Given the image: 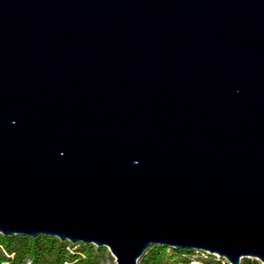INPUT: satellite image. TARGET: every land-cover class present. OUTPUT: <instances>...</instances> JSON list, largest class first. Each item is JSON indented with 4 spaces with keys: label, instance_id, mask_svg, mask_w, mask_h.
Instances as JSON below:
<instances>
[{
    "label": "water",
    "instance_id": "95a60500",
    "mask_svg": "<svg viewBox=\"0 0 264 264\" xmlns=\"http://www.w3.org/2000/svg\"><path fill=\"white\" fill-rule=\"evenodd\" d=\"M0 235L264 264V0H0Z\"/></svg>",
    "mask_w": 264,
    "mask_h": 264
},
{
    "label": "trees",
    "instance_id": "16d2710c",
    "mask_svg": "<svg viewBox=\"0 0 264 264\" xmlns=\"http://www.w3.org/2000/svg\"><path fill=\"white\" fill-rule=\"evenodd\" d=\"M76 244L77 248H73ZM104 252V247L82 242L70 243L45 235L35 237L0 235V264H98V259ZM193 252L191 249L180 248H171L167 251L164 246L151 245L138 258L137 264H169L170 257L175 259L173 264H190L192 260L178 257L187 256ZM242 259L239 264H259L255 259ZM200 263L228 264L221 263L212 256Z\"/></svg>",
    "mask_w": 264,
    "mask_h": 264
},
{
    "label": "rangeland",
    "instance_id": "374dc122",
    "mask_svg": "<svg viewBox=\"0 0 264 264\" xmlns=\"http://www.w3.org/2000/svg\"><path fill=\"white\" fill-rule=\"evenodd\" d=\"M76 246H77V244L75 246H73V248H75ZM157 246H160V245H157ZM164 247L167 248V251H169L172 248V247H167V246H164ZM193 251L194 252L192 254H190V255H187V256L183 255V256L178 257V258H188V259L192 260L190 262V264H201L200 261L209 259V256H212L213 259H215V260H220L221 263L226 262L224 258L219 257L216 254H209V253H207L205 251H200V250H193ZM168 254H170V252ZM244 258H248L249 260L254 259L252 257H244ZM174 260L175 259L173 257L168 258L169 264H173V262H175ZM242 260L243 259L241 258L240 259V263L242 262ZM98 264H115L114 258L111 256V254L109 253V251L107 250V248H105V252L102 255V257H99ZM136 264H137V262H136ZM259 264H262V263L259 262Z\"/></svg>",
    "mask_w": 264,
    "mask_h": 264
}]
</instances>
